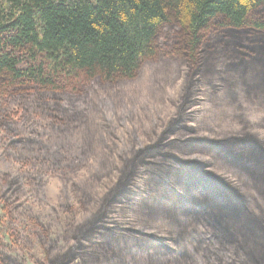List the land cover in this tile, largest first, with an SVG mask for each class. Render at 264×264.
Segmentation results:
<instances>
[{
	"label": "trees",
	"instance_id": "16d2710c",
	"mask_svg": "<svg viewBox=\"0 0 264 264\" xmlns=\"http://www.w3.org/2000/svg\"><path fill=\"white\" fill-rule=\"evenodd\" d=\"M0 133L32 264H264V0H0ZM64 170L52 236L23 202Z\"/></svg>",
	"mask_w": 264,
	"mask_h": 264
},
{
	"label": "rangeland",
	"instance_id": "374dc122",
	"mask_svg": "<svg viewBox=\"0 0 264 264\" xmlns=\"http://www.w3.org/2000/svg\"><path fill=\"white\" fill-rule=\"evenodd\" d=\"M4 138L0 133V175L5 173H14L18 169V165L13 158L5 157V152L3 150ZM86 173L83 170L71 171H56L50 174L46 178V185L41 191V195L27 196L23 202L24 206H27V213L38 216L40 222L47 223L50 225V234L55 236L58 231L61 222L65 218L63 210H61V204L66 202H71L76 206V199L71 192V187L73 183L80 181L85 177ZM27 225V219L22 218L16 222V227L20 229L25 236L27 234L31 235L28 230L25 229ZM6 225L2 223V213L0 209V242L8 244L10 247V252L17 259L22 258L25 255L26 263L32 264L28 255H26L27 249L17 252L13 249V245L6 239L8 229ZM31 254L35 258H41V250L37 241L32 240L31 248L29 249Z\"/></svg>",
	"mask_w": 264,
	"mask_h": 264
}]
</instances>
